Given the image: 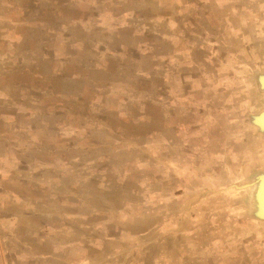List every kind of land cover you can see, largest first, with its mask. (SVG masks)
<instances>
[{"label":"rangeland","instance_id":"374dc122","mask_svg":"<svg viewBox=\"0 0 264 264\" xmlns=\"http://www.w3.org/2000/svg\"><path fill=\"white\" fill-rule=\"evenodd\" d=\"M263 111L264 0H0V264H264Z\"/></svg>","mask_w":264,"mask_h":264},{"label":"water","instance_id":"95a60500","mask_svg":"<svg viewBox=\"0 0 264 264\" xmlns=\"http://www.w3.org/2000/svg\"><path fill=\"white\" fill-rule=\"evenodd\" d=\"M262 116L264 117V111L261 112V115L259 117H262ZM260 180H261V183H260V185H258L256 187L254 198L255 197L257 198V194L260 193V191H262V197H261V199H260V197H259V199L257 198V203L260 205L261 212L263 214L264 213L263 212L264 211V177L263 178L261 177Z\"/></svg>","mask_w":264,"mask_h":264},{"label":"bare ground","instance_id":"6f19581e","mask_svg":"<svg viewBox=\"0 0 264 264\" xmlns=\"http://www.w3.org/2000/svg\"><path fill=\"white\" fill-rule=\"evenodd\" d=\"M262 178L264 177V175L263 176H261ZM258 214H259V216L261 217V218H263V216H262V212H261V208L259 207L258 208Z\"/></svg>","mask_w":264,"mask_h":264},{"label":"trees","instance_id":"16d2710c","mask_svg":"<svg viewBox=\"0 0 264 264\" xmlns=\"http://www.w3.org/2000/svg\"><path fill=\"white\" fill-rule=\"evenodd\" d=\"M131 26H133V28H134V29H136V28L138 27V25H137V24H135V25L133 24V25H131ZM156 77H157V74H156V73H154V78H156ZM154 78H153V79H154Z\"/></svg>","mask_w":264,"mask_h":264},{"label":"crops","instance_id":"0c3cea01","mask_svg":"<svg viewBox=\"0 0 264 264\" xmlns=\"http://www.w3.org/2000/svg\"><path fill=\"white\" fill-rule=\"evenodd\" d=\"M258 161V160H257Z\"/></svg>","mask_w":264,"mask_h":264}]
</instances>
